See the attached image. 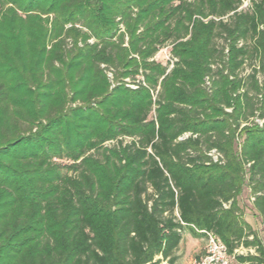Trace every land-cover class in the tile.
Returning <instances> with one entry per match:
<instances>
[{
    "label": "trees",
    "instance_id": "1",
    "mask_svg": "<svg viewBox=\"0 0 264 264\" xmlns=\"http://www.w3.org/2000/svg\"><path fill=\"white\" fill-rule=\"evenodd\" d=\"M244 1L0 0V264H173L183 233L264 264L238 200L264 229V0Z\"/></svg>",
    "mask_w": 264,
    "mask_h": 264
},
{
    "label": "rangeland",
    "instance_id": "2",
    "mask_svg": "<svg viewBox=\"0 0 264 264\" xmlns=\"http://www.w3.org/2000/svg\"><path fill=\"white\" fill-rule=\"evenodd\" d=\"M168 47L161 49L156 55L155 60L164 63L169 60ZM111 78V77H109ZM129 87L131 84L128 85ZM111 144V143H110ZM247 191H245L240 197L239 204H241L244 210V219L249 222L252 229L258 235V237L264 241V229L261 224L260 218L251 211L249 201L247 200ZM205 238L194 239L188 233H183L182 241L179 244L174 256L175 260L173 264H193L195 261L199 260L205 253ZM246 250H239L237 254H246ZM160 264H166V262H161Z\"/></svg>",
    "mask_w": 264,
    "mask_h": 264
},
{
    "label": "built area",
    "instance_id": "3",
    "mask_svg": "<svg viewBox=\"0 0 264 264\" xmlns=\"http://www.w3.org/2000/svg\"><path fill=\"white\" fill-rule=\"evenodd\" d=\"M248 0L244 1L243 6H246ZM108 77H111L110 73H107ZM130 88L134 89L135 86L131 85ZM216 156L213 159L216 160ZM205 253L204 255L193 264H230V257L227 254L226 247L222 242L210 233L205 234ZM236 253L238 250L235 251Z\"/></svg>",
    "mask_w": 264,
    "mask_h": 264
},
{
    "label": "crops",
    "instance_id": "4",
    "mask_svg": "<svg viewBox=\"0 0 264 264\" xmlns=\"http://www.w3.org/2000/svg\"><path fill=\"white\" fill-rule=\"evenodd\" d=\"M248 223H249V222H248ZM240 249H241V250H246L247 252H250V253H252V252H253V250H252V249H244V248H239V249H238V251H239Z\"/></svg>",
    "mask_w": 264,
    "mask_h": 264
}]
</instances>
